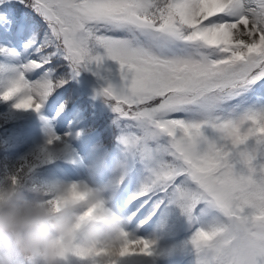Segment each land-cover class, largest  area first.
Masks as SVG:
<instances>
[{
    "label": "snow or ice",
    "instance_id": "obj_1",
    "mask_svg": "<svg viewBox=\"0 0 264 264\" xmlns=\"http://www.w3.org/2000/svg\"><path fill=\"white\" fill-rule=\"evenodd\" d=\"M13 4L42 26L16 23ZM104 59L120 68L122 83L98 95L115 115L122 169L48 186L49 201L59 206L61 185L83 203L104 189L82 215L124 222L107 264H145L155 241L137 233L174 214L195 264H264V162L254 163L264 160V0H0V102L37 113L47 102L55 121L56 91ZM41 119L51 160L61 137ZM102 255L76 250L66 264Z\"/></svg>",
    "mask_w": 264,
    "mask_h": 264
},
{
    "label": "rangeland",
    "instance_id": "obj_2",
    "mask_svg": "<svg viewBox=\"0 0 264 264\" xmlns=\"http://www.w3.org/2000/svg\"><path fill=\"white\" fill-rule=\"evenodd\" d=\"M12 10L15 12L16 23H23L26 27L42 26L41 21L35 20L34 16L28 17L21 5L13 4ZM29 34L25 31L23 36L15 39H23ZM65 72L66 70L61 69L56 75H65ZM121 83L120 68L116 62L104 59L99 65L91 64L86 69L82 68L79 75L70 76L56 91L55 102L58 105L66 104L68 107L64 108L55 121L51 120L53 113L51 105L47 102L37 113L16 110L12 107V101H9L0 113L2 118L14 116V121L0 129V134L10 153L15 155V160H45L42 164L36 163L37 171L44 179H49L47 181L50 186L75 180L105 179L123 153L116 139L118 129L113 124L115 115L109 104L105 103V97L98 93L109 84L118 87ZM41 117L47 119L48 126L61 137L60 148L48 149L51 152V160L40 156L47 140V127ZM1 122L2 120L0 126ZM59 155L64 157L59 158ZM70 156L79 159L73 163L69 159ZM260 162L264 160L258 158L254 161ZM0 183H4L3 179H0ZM133 208L135 204L129 210ZM137 234L155 241L152 259L156 263L195 264V253L186 243L190 234L187 222L178 214L170 215L166 220H161ZM145 264H151L149 259H146Z\"/></svg>",
    "mask_w": 264,
    "mask_h": 264
},
{
    "label": "clouds",
    "instance_id": "obj_3",
    "mask_svg": "<svg viewBox=\"0 0 264 264\" xmlns=\"http://www.w3.org/2000/svg\"><path fill=\"white\" fill-rule=\"evenodd\" d=\"M115 168L122 169V162ZM103 192L97 189L83 203L61 185L57 207L45 194L46 187L25 189L11 177L0 183V264H66L76 250L97 248L108 253L98 264L115 259L124 222L111 213L82 215L85 207L103 199Z\"/></svg>",
    "mask_w": 264,
    "mask_h": 264
},
{
    "label": "trees",
    "instance_id": "obj_4",
    "mask_svg": "<svg viewBox=\"0 0 264 264\" xmlns=\"http://www.w3.org/2000/svg\"><path fill=\"white\" fill-rule=\"evenodd\" d=\"M11 118L2 119L3 123H9ZM1 122V123H2ZM6 146L2 143L0 139V171L5 172V182L9 177L18 176V183L25 189H28L32 186L35 187H48L47 179H44L43 176L37 171V164H42L45 160L35 159V158H26L19 159L18 161L14 160V156L10 155L6 151ZM42 162H39V161ZM37 163V164H36ZM23 167L22 171H19ZM29 168L31 170H29Z\"/></svg>",
    "mask_w": 264,
    "mask_h": 264
}]
</instances>
